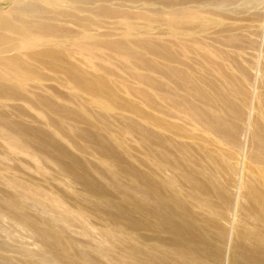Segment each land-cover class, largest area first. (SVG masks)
Masks as SVG:
<instances>
[{"label":"rangeland","instance_id":"obj_1","mask_svg":"<svg viewBox=\"0 0 264 264\" xmlns=\"http://www.w3.org/2000/svg\"><path fill=\"white\" fill-rule=\"evenodd\" d=\"M28 1H32V0H0V47L2 44L6 45V44H9V42L10 43H12L13 41L16 42L18 39L20 40V41L18 40L19 42L23 43L22 45L21 44L19 45V48L17 49V51L16 49L15 51L10 50V51H7L8 53L4 52V54H10L12 52H18V51L27 52L30 50L41 49L44 47L54 48L55 50L59 49L58 51H60L62 54L67 55L68 53H70L68 54V58L71 57L70 59L74 63H81L80 65H84L82 66V68L88 71H90V69L92 68L90 71L91 73L99 72L97 74H103V75L105 74L104 76L113 80L114 83H115L116 77L120 75L119 77H117L118 79L116 80V83H117L116 85L118 87L120 86L119 89L117 87V92L118 90L119 92H122V93L124 91L126 95L123 93V96L129 99H132L134 101H138L139 99L137 98V94H133V91H134L133 87L146 89L147 86L139 82L137 83L136 79L129 76V73L126 72L128 71L126 70L127 66L130 67L129 64L132 65L133 67H136L137 65V67H140L143 70L145 67V69L149 73L145 72L146 70H144L143 74H145L146 76L151 75V78L153 79L160 80L161 78H167L168 81L167 79H165V81H167L166 83L169 85L174 84L173 85L174 87L177 85L175 83L176 78L174 77L170 78L172 77L171 75L174 72L172 69H169L168 67L169 64L167 63H170V66L174 65L180 68L182 72L189 71V69L191 70L192 68V70H194L195 72L197 73L199 72L198 74H200L201 76L208 78V79L218 81V82L216 81V84L220 88L221 95H223L226 98L228 97L230 98L231 107H228L227 104L224 105L218 102H213V105H215L216 107L215 108L216 114H220V113H221L220 115L224 114V116L222 117L224 119H227L228 120L227 122L233 124V126L235 127L236 132L234 133V137L231 138V140H228L226 136L220 134L219 132H215V131L202 127V124H200L195 118H193L190 115V113H187L186 111H182L179 109L178 110L173 109L171 110V112L176 115V119H173V121H175V123H180L182 120H184L185 123L187 124V127L191 128L192 130V133L190 134V138H187L184 135L177 134L175 136L176 139L175 138L174 139L179 142H187L189 145L194 146L195 149L199 148V146L202 145V147H204L208 152L214 153L217 159H218V156H220L221 163L219 164L221 167V172H220V175L218 174L217 176H218V179H220L222 183L226 184L227 189L229 191L228 194L230 197L229 203L227 207L225 208L226 209L225 219L223 223L226 225L228 229L226 243H229L230 238H232L233 236L239 242H246V240L243 238L244 235L247 233H255L256 230L261 231L260 233L264 240V0H181V1L180 0H177V1L169 0L167 1L169 3L163 2L162 0H129V1L128 0H111V1L110 0H107V1L106 0H34L35 2L38 1L37 3L43 8H46V10L48 11H52V12L55 10L57 12L63 11L65 14L62 16L61 19H58L62 22L57 21V20H51V19L49 20L47 17H45L48 14V13L46 14V12H44L45 14L44 17L42 16V17L37 18L38 17V14H36L37 12L35 10L30 9V7H27L24 5L25 2H28ZM22 6H23V9L19 8ZM25 8L27 10H25ZM16 9L17 10L19 9V10L17 11ZM24 11H26L25 12L26 14L24 13ZM103 12L105 13L103 14ZM72 13L76 14V16L81 19H84L89 16L90 18L92 17L91 19L93 20L97 19L96 21L103 19L102 21H99L103 25L98 26V25H95L94 22L92 23L88 22L89 24H86V26L85 25L82 26L81 24L83 23V20L73 19ZM27 14L29 16H32V15L33 16L29 17ZM12 15H14V17ZM22 15L23 17H21ZM12 18L15 21H13ZM20 18H23V20H20L21 23L19 21ZM22 21L24 22V24L22 23ZM31 21L33 22L35 21L36 23H38L39 21H44V22L47 21L46 23L49 22L53 26L57 25L59 28L58 30L70 31V32H68L69 34L65 33L62 36H51V35L49 36L48 35L49 36V37L47 36L48 38H46V36L44 38L43 36L42 38H38V39L28 42V41H25L27 40V37L28 38L33 37L34 35L33 31L35 30H33L32 28L34 26H36V28H39V25H35L36 24L35 22L34 24H31L32 23ZM77 21L81 23H78ZM213 22H215V24ZM27 23L29 24L28 25L29 27L27 26ZM67 23L68 25H73V26H68ZM130 23L132 26L135 27V29L133 28L134 30L130 26ZM216 23H218V25ZM8 25L9 27L11 26L14 28L16 26L17 31H13L14 28H12L13 32L10 29H7ZM125 25H127V27H125ZM201 25H204L205 27H202ZM26 26L30 28V30L29 29L27 30ZM89 26L90 27L92 26L91 28H93L94 30L91 29ZM96 26H98V28ZM19 27L22 29V31L19 30ZM71 27H74V28H71ZM168 27H171L172 30L179 29L178 31H181V33H178V34L174 33L176 34V36H178V38L173 33L171 34L169 33L170 35L166 33V28ZM75 28H79L82 30H77ZM86 29L87 31H85ZM185 29H188V30H185ZM111 31H113L114 33ZM92 32H94V34ZM95 32L96 33L98 32V33L96 34ZM142 34L144 36H141ZM138 35L141 38H139ZM147 35L148 36L151 35V37L149 38ZM24 36L25 37L27 36V37L25 38ZM85 36L87 37L85 38ZM90 36L91 38H89ZM133 36H136V37L134 38ZM153 36L156 38H154ZM131 38H133V41L131 40ZM142 38L145 41L146 40L149 41L150 44L149 42L147 43L146 41L145 44L146 43L147 44L146 45L144 44L142 46L141 44H143L142 42H144ZM173 38H175L174 39L175 41L173 40ZM95 39H98V40H95ZM111 39H114L115 41H119V42L121 40H124V41H121L120 44L122 43L121 45L126 47V48L124 47L123 48L124 50L126 49L125 51H127L128 53L131 52V50L133 51L136 50L140 54L145 53L147 58L149 59L151 58L150 59L151 63H148V64L153 63L150 66L152 67L154 66V67L152 68L150 66H147L148 67L147 68L144 65L136 64V62L134 61L135 55H134V58H132L133 54L131 53H130L131 55L130 57L129 54L128 55L125 54L126 53L125 51H124V54H125L124 55L122 52L116 53V51H114L112 48H110V50H107L109 48L103 49L104 46L102 45V43L100 44V41L102 42L104 41L106 43V40L110 41ZM127 39H130L132 42L130 40H128L130 41L128 42ZM138 39H141V40H138ZM80 40H83V41H80ZM114 40H112V42H114ZM169 40H172V42L174 41V43L176 41L183 42V44H185L186 51L188 48L192 49L190 50V52H188L189 50L187 52L185 51L186 52L184 56L185 61H186L185 63L180 64L179 61H176V60L174 62L173 59H168V57L166 56L164 58L165 59L167 58V60H164V58L160 59V56L147 55V53L144 52L148 49V47L152 46L151 44L155 45L157 42L160 41L161 43L163 42V45H165L166 41L168 43ZM135 41L138 42V44ZM50 42H53V43L50 44ZM64 43L66 45H64ZM73 43H77V44L75 45ZM78 43L80 45H78ZM93 43H94V46H92ZM95 43H99L100 46H97L99 44H95ZM89 44L91 46H88ZM127 44L129 45V47ZM132 44L135 46V48L133 47ZM58 45L59 46L63 45V47L65 46V48L69 47L71 48L70 50L74 52H70V50L66 48L68 50L67 51L65 48H63L62 46L59 47ZM136 45H139V48H137L138 46ZM72 47H73V50H72ZM200 47L202 48V50ZM128 48H131V49H128ZM173 48L179 49L180 47L178 46L174 47V45H172L171 49L174 50ZM92 49L94 52L92 51ZM200 50L204 52L202 53L200 52ZM2 53L3 52L1 51L0 55ZM187 53L191 54L192 56H189V55L187 56ZM84 54H87V56ZM109 54L111 56L112 55L114 56L112 57L113 59L110 58L111 56ZM148 54H151V53H148ZM197 54L200 57L199 59L198 57H196ZM204 55L208 56L209 59H206L205 57H203ZM186 56L190 59L186 58ZM128 57L132 58L133 62H135L134 64L136 65H133V62L130 61L131 59ZM114 58L116 61L114 60ZM116 58L124 63L126 62L125 66L123 65L124 63L118 61ZM91 59L93 61H91ZM104 59H107V61ZM156 59L157 61H154ZM103 60L106 62H103ZM160 60L161 62H159ZM170 60H172V62ZM187 60H191L192 63H189V61L187 62ZM201 60L203 62L205 61L204 62L205 64H203ZM27 61L28 63L32 65L34 64L33 66L35 65L37 66V64H35V62L32 61L31 59H28ZM197 61H199V63ZM162 63L165 66L166 65L167 66L166 67L163 66ZM177 63L178 65H181V66H178ZM99 64L103 65L104 70L100 69L102 65H99ZM121 64L123 65V68H124L123 71L120 69L122 68L120 67ZM195 64L198 66H196ZM95 65L96 67L98 65L97 68H99L100 70L95 68L94 67ZM201 65H202V68L203 67L204 68L206 67V68L202 69ZM116 66L117 67L119 66V67L117 68ZM106 67H110V68L105 69ZM184 67H186L187 69ZM217 67L218 68L221 67V70H218ZM142 69L139 72H142L143 71ZM168 69L171 72L170 71L168 72ZM43 71L45 72L47 77L50 76V78H48L47 81L46 79L45 81L42 80L43 82L39 81V83L32 79L20 81L22 82V86H25L24 87V89L26 90L25 94L30 95L33 91H36V92H41L43 95H50V96L52 95V97H54V99L56 98L55 100H58L59 103H62L63 105L67 104L69 106H73L79 109L80 106L78 104H80L79 103L80 99L83 98L82 95L83 96H86V95L83 94V92H81L79 89H76V88L74 89V87L71 86L70 84H68L66 88L60 86L57 80L55 79L53 80V75H54L53 72L46 70V69H44ZM161 71L162 72L166 71L165 73L168 75L169 78L167 76L161 77L160 76L162 75L160 73ZM188 73L190 72H186L185 74H188ZM224 73L231 74V76H233V82L231 83L229 82L231 85L227 83L228 77ZM113 75L115 76L117 75V76L115 77ZM121 76L123 77L122 80L120 79L122 78ZM124 78L125 79L128 78V80L126 79L128 82L126 80H125L126 82H124ZM120 81L124 83L123 86L121 85L122 82ZM20 82L19 84H21ZM220 83H222V85H220ZM29 84L31 87L32 86L33 87L35 86V87L31 88ZM125 86H127L128 89H126ZM170 86L173 87L172 85ZM178 86H179L178 89L180 88L182 90L181 86L183 85H178ZM55 87H57V89ZM121 89H123V91ZM147 90H149V88H147ZM182 91L185 93L190 92V91L186 92L184 90ZM182 91H180L181 94H183ZM119 94L121 95V93ZM68 95H72V96H68ZM133 96H135L136 98ZM172 97L174 98V96ZM13 100L14 99H6V100L0 99V112L2 116L5 117L4 119L0 120L1 122L0 123V130H1L0 132V164H1L0 165V209H1L0 210V264H72V263L74 264L76 263L77 264H125L124 262H122L123 260V255L121 251L122 246L120 243H117L112 237L115 233L119 234V232L116 231V228L114 225H112L111 223H108L105 217L99 216L100 217L99 218L97 215H95L93 211L95 213L97 212L93 209L94 206L92 204H89V202L87 201L85 202V200H83L84 195H86V191L83 190L84 187H83L82 182L79 180L78 182L77 179L74 178V176L72 175L70 171H68L69 174L68 172H65L67 170L64 168L63 165L60 164V163L65 164L67 161L66 160L64 161V159H62L61 156L58 157L59 159H57L55 157L57 155L53 154L50 151L49 147H48L49 149H47L41 146L40 144L38 145L40 141L37 138H34L36 141L31 138L21 140V138L18 137L16 134H13L14 132L12 133L11 129L9 128L10 124L13 125L14 124L13 122H19L23 126H27L30 128L36 127L38 129H41L45 133H48V135L47 134H44L43 136L40 135L41 137L53 135L52 137L58 140L61 143V145L65 147L66 150L69 151V153L72 156L77 157V158L79 157V159L81 160L83 164L82 165L83 169H84L83 166H85V168L86 166L88 167L91 166L94 169V171H92L91 173L93 174L94 172L93 174L94 176L92 175V179H94L97 174L98 176L94 180L99 183L100 182L102 183L103 181L102 184L107 185V186L106 185L104 186L106 187V190L109 193V197L112 199H115L118 201L121 200L122 197L119 196V194L126 195V197L138 198L139 196L137 192H135V189L131 187H127L126 185L129 182H132V180L123 174H119L117 178H114L113 176H111L110 174L112 172L110 173V170L108 169V167L104 165V160H102L104 157L99 155V153L94 150L95 148H90L92 149V151L90 150L91 152L89 150L88 152H84L83 150L79 149L78 148L79 146L77 145L83 143L82 139H80L79 137L75 136V138H73L74 142L72 141V139L69 141L68 137H65V135H61L57 130L53 129L54 126L51 127L52 125L48 124L49 121L47 122V115H48L47 112H44L42 110L44 112L42 113V111L39 109L34 110L35 108L33 106L31 107V104L28 102H27L28 104H26L25 100L18 99V98L15 101ZM18 101H22V102H18ZM5 104L7 106H10L11 109L9 107L7 108L5 107L6 109H4ZM29 104L30 106H28ZM202 105L206 107L205 104H202ZM94 106L95 107L92 106L93 108H91L93 111L92 113L97 115V113L99 112V108H97L96 105ZM208 106L209 105H207L206 107L207 110L210 107ZM17 107L20 110H16L15 108ZM23 108L25 109L23 110ZM31 108H34V109H31ZM22 110L26 112V114L23 113ZM106 111L112 113L116 110L106 109ZM209 111H211V108ZM156 115L159 117L163 116L158 113H156ZM25 116L26 118H24ZM30 116L32 120L28 119ZM33 116H35V118ZM91 117L92 116H90V118ZM33 118L35 121L33 120ZM168 118L170 117L168 116ZM5 122H8V123H5ZM73 122L74 121H70V124L73 125L74 128H80V127L84 129L88 128L84 124H83L84 127H82L83 126L82 123L74 122L75 124H73ZM93 123H95L96 126L99 125L97 126L99 128L100 126H103V124L100 123L98 120L97 121L94 120ZM70 124L66 123V125L70 129H72ZM96 130L100 132L101 136L106 137L107 134L105 133V131L102 132L98 128ZM7 131H11V132H7ZM2 132H4L7 135H5ZM8 133L10 134V136ZM126 136L129 137L127 134ZM129 141L126 140V143L129 144L130 146L135 145L133 144L134 140H131L133 143ZM117 143L118 142H116V144ZM117 146H120V145H117ZM37 150H40V151H37ZM130 151H131V154L134 155V158H136V160L133 158L131 161L130 157L128 156H126V159L132 162L134 166L136 167L138 166L137 168L140 171L149 172V169L147 167L138 163V161L140 162L141 153L137 151L135 152L134 149ZM46 152H47V155H46ZM48 153H50V156ZM100 157H102L101 161H100ZM60 160H62V162ZM93 165L95 168L93 167ZM97 171L100 174H98ZM67 174L70 176H68ZM101 174L104 176V179L108 182V184L103 178H100V177H103ZM168 174H163V177L165 178L168 177L167 176ZM118 179L120 182L118 181ZM110 183H113V184L110 185ZM122 185L124 187H122ZM26 186H28L29 189L32 187L31 188L32 190L27 189ZM112 186H115L117 188L116 190L117 192L115 191L116 188ZM34 188L37 191H39L38 193L41 194V196L39 194L38 195L34 194V191H36ZM107 188H109V190ZM118 188H119V192H118ZM129 188H131V190ZM111 189L113 190V192H115L116 196L115 194H113V192H111L112 191ZM121 189H123L124 191H122ZM22 191L27 192V193L22 194L21 193ZM127 193L131 195H127ZM5 195L7 197H10L8 195H11V197H14V199H16L15 200L16 203L19 202L17 204L19 205L18 208L21 207V209H24V210H20V208L19 209L16 208L15 210H13L11 207H9L10 208L9 209L7 206H5L4 205L5 203L3 201L4 199H6ZM34 195L36 197L38 196V198H36ZM49 197H52V198L54 197V198L52 199ZM124 197L122 198V200H125ZM17 198L21 200L18 201ZM84 198H87V197L85 196ZM184 199L192 203L194 211L198 213L199 215L210 216L209 212L204 211L208 209L202 210V207L196 201L194 202V200L187 199L186 197H184ZM87 205L89 207H86ZM90 205L92 206L90 207ZM62 207H64L67 210V212L65 213L66 215L67 213L72 214V215L69 214L71 218L67 215L70 218V220L69 219L67 220L66 216H65L66 219L64 218V214H63L64 208ZM99 207L103 209L106 208L105 210H107V207L105 206L104 203L100 202ZM233 210L235 211V213ZM13 211L16 214L18 213L17 215L24 214L26 215V217L28 216L27 217L28 219L30 217L28 223H26L27 220L26 222H24L23 219H22L23 221L21 220L22 222H20V218L17 215L15 216L13 214ZM73 215H74V218H73ZM232 216H234L235 219ZM260 219L262 220V222L260 221ZM40 225L45 226V227H50L52 232L54 228L55 229L57 228L56 230H54L56 233H59L60 235L64 234L65 236L63 235L64 237L63 239L65 240V242L68 241L70 244L68 242L67 243L69 244V246H71V247H67L69 249L70 254L75 253L77 256L79 255L81 263L80 262L68 263L69 261L67 258H64L65 260L61 259L63 258L62 253L57 248L56 250L54 248L52 249V247L50 246H45L46 243L44 242L43 236L40 237V235L36 234L37 232L34 231V229H32L33 228L32 226H40ZM124 230L125 228L123 229V232L120 234L128 236V237H131L129 236L130 233H131L130 235L132 236L135 235L134 237L138 239L137 244L142 246V248L144 249V252L146 251L147 247H150L151 245L154 244L153 239L150 238L151 237L150 233L136 232L135 234L134 232L132 233V231H129V229H127V231L126 230L124 231ZM126 233L128 234L126 235ZM162 235H165V234H162ZM230 235L232 237H230ZM41 238L43 239V241ZM160 244L166 246V244H163V243H160ZM229 246L230 244L228 245V247ZM228 247L227 246L224 247L225 248L224 251L226 252L225 254L226 258L222 262L223 264L231 263L229 262V258L231 255L229 253L230 248ZM159 250L161 251L163 250L162 252L166 253L162 247ZM160 252H157V253L162 255L163 253H160ZM183 260L184 259H181L179 262L177 261L176 263L183 264L185 263ZM161 263L165 264L164 262H161ZM169 263H173V262H169ZM166 264L168 263L166 262Z\"/></svg>","mask_w":264,"mask_h":264},{"label":"bare ground","instance_id":"obj_2","mask_svg":"<svg viewBox=\"0 0 264 264\" xmlns=\"http://www.w3.org/2000/svg\"><path fill=\"white\" fill-rule=\"evenodd\" d=\"M162 1L167 2L169 0H162ZM37 2L32 0V1L25 2V4H24L25 6L30 7V9L35 10L37 12L36 13V14H38L37 18L42 17V16L44 17L45 16L44 12H46V14L47 13L48 14L45 17H47L49 20L51 19V20L60 21L58 19H61L62 16L65 14L63 11H58V12L56 10L53 12L48 11V10H46V8H43L42 6H40ZM167 3H169V2H167ZM19 8L23 9V6L19 7ZM50 8H48V9H50ZM25 10H27V9L25 8ZM97 10H98V8H97ZM107 10H109V9H107ZM25 12L26 11H24V13ZM104 13L105 12H103V14ZM107 13H109V12H107ZM70 14H68V15H70ZM72 15H73V19H75V20L81 19V18L77 17L76 14L72 13ZM12 16L14 17V15H12ZM32 16H29V17H32ZM21 17H23V15ZM190 17H192V16H190ZM193 17H195V16H193ZM47 18H45V19H47ZM89 18H90V16L86 17L84 19H81V20H83V23H84V24L82 23L81 25L86 26V24H89L92 22H94L95 25H98V26L103 25V24H101V22H99V21H102L103 19L96 21L97 19L93 20V19H91L92 17L90 19ZM4 19H5V17H4ZM17 19H18V17H17ZM98 19H100V18H98ZM12 20L15 21L13 18H12ZM20 20H23V18H20L19 21ZM31 22H32L31 24H34L33 21H31ZM46 22H44V21H39L38 23L35 22L36 23L35 25H39V28H36V26H34L32 28L33 30H35V31H33L34 32L33 37L28 38L27 37L28 35H27L26 36L27 40H25V41L30 42V41H33L35 39L42 38L43 36H44V38H45V36H46V38H48L50 35L51 36H62L65 33L70 32V31L58 30L59 28L57 25L53 26L49 22L48 23H46ZM60 22H62V21H60ZM119 22H121V21H119ZM20 23H21V21H20ZM22 23L24 24L23 21H22ZM78 23H81V22H78ZM213 23L215 24V22H213ZM31 24H30V26H31ZM118 24H120V23H118ZM216 24L218 25V23H216ZM28 25L29 24L27 23V26ZM67 25H68V23H67ZM6 26H4V27H6ZM68 26H73V25H68ZM98 26H96V27L98 28ZM130 26L132 27V29L133 28L135 29V27L132 26L131 23H130ZM201 26L205 27L204 25H201ZM8 27H9V25H8ZM8 27H7V29H10L11 31H12V28H14L11 26H10L11 28L10 27L8 28ZM28 27H27V30L28 29L30 30V28H28ZM74 27H71V28H74ZM125 27H127V25H125ZM198 27H200V26H198ZM101 28H103V27H101ZM75 29L82 30L79 28H75ZM87 29H89V28H87ZM87 29L85 31H87ZM91 29H93V28H91ZM19 30L22 31V29L20 27H19ZM178 30L179 29L172 30L171 27H168V28H166V33H168V34L169 33L170 34L171 33H173V34L174 33H176V34L181 33V31H178ZM185 30H188V29H185ZM13 31H17L16 26H15ZM83 31H84V29H83ZM75 32H77V31H75ZM102 32H104V31H102ZM111 32H113V31H111ZM30 33H32V32H30ZM92 33L94 34V32H92ZM173 34H172V36H173ZM176 34H174V35L176 36ZM224 34H225V32H224ZM136 36H133V37L135 38ZM141 36H144V35L142 34ZM86 37L87 36H85V38ZM95 37H96V35H95ZM148 37L150 38L151 35ZM176 37L178 38V36H176ZM89 38H91V36ZM92 38H94V37H92ZM139 38H141V37L139 36ZM154 38H156V37H154ZM174 39L175 38H173V40ZM46 40H48V39H46ZM95 40H98V39H95ZM95 40H93V41H95ZM102 40H104V39H102ZM112 40H114V39H111L110 40L111 42L109 40L108 41L106 40V43L104 41H103L104 43L102 41H100V44L102 43V45L104 46V47L102 46L103 49L109 48L107 50H110V48H112L114 51H116V53L122 52L124 54V51L126 50V49L124 50V48H126V47L121 45L122 43L120 44V42L124 41V40H121L120 42L115 41V40H114V42H112ZM128 40H130V39H127V41ZM131 40L133 41V38H131ZM138 40H141V39H138ZM142 40H143V38H142ZM17 41L16 42L13 41L12 43L9 42V44H6V45L2 44L3 46L1 45V47H0V52L1 51L3 52L0 55V99L1 100H3V99H5V100L6 99H14L13 101H15L17 98L22 99V100L26 101V104L30 103L31 107L33 106L35 108V109L34 108H31V109H34V110L39 109L41 111L43 110L44 112H47V114H48L47 115V122L49 121L48 124L52 125L51 127L54 126L53 129L57 130L61 135H65V137H68L69 141L71 139L73 141V138H75V136L82 139L83 143L81 142L82 144H79V145L76 144V145L79 146L78 148L83 150L84 152H88V150L92 151V149H90V148H95L94 150L96 152H98L99 155L104 157L102 160H104V165H106L108 167V169L110 170V173L112 172L110 175L113 176L114 178H117V176L119 174H123V175L127 176L128 178H130L132 180V182H129L126 185H127V187L134 188L135 192H137L139 197L138 198L126 197V195H120L119 194V196H121L122 198L125 196L124 197L125 200H122V198H121V200L118 201V200L110 198L109 193L106 190V187L104 186L106 184L103 185L102 184L103 181H102V183L101 182L99 183V182L94 180L98 175L96 174V177L94 179H92V175L94 174V172H93V174H91V173H92V171H94V169L91 166H89V167L86 166V168H85V166H83L84 167V169H83L82 168L83 164H82L81 160L79 159V157L77 158V157L72 156L69 153V151L66 150V148L63 147L58 140H56L55 138L52 137L53 135L41 137L40 135H42V136L44 134L48 135V133H45L44 131H42L41 129H38L36 127L30 128V127L21 125V123H19V122H13V121H12L14 123L13 125H11L9 123L10 124L9 128L11 129L12 133L14 132L13 134H16L18 137L21 138V140H25V139H29V138L35 140L34 138H37L40 141V143H38L39 141L37 142L38 145L40 144L41 146H43L47 149L50 148V151L53 154L57 155V156H55L57 159H59L58 157L61 156L62 159H64V161L65 160L67 161L65 164H62V163H60V164L63 165L64 168L67 170L65 172L70 171L72 173V175L74 176V178L77 179V181L79 180L82 182L83 187H84L83 190L86 191V195H84L85 193L83 195H84V197L85 196L87 197V198L83 197V200H85V202L86 201L89 202V204H92L95 207V208L93 207V209L97 213H95L91 209L95 215H97L98 217L99 216L105 217V219L108 221V223H111L112 225H114L116 228V231L119 232V234L115 233L112 237L114 238V240L117 243H120L122 246V250H121L122 255H123V260L121 259L122 262H124L125 264H162L161 262H164L165 264H166V262L168 264H177L176 263L177 261L179 262L181 259H184L183 261L185 263H183V264H223L222 262L226 258L225 257L226 252L224 251L225 250L224 247L225 246L228 247V245L230 244V246L228 247V248H230L229 253L231 255L229 258V262H231L230 264H264V240L262 238L260 230H256L255 233L245 234L243 238L246 240V242H239L238 240H236V238H234V236L232 237L230 235V237H232V238H230L229 243H226L227 242L228 229H227L226 225L223 223H224V219H225V210H226L225 208L227 207V205L229 203L230 197L228 194L229 191L227 189L226 184L222 183L221 180L218 179V176H217L218 174L220 175V172H221V167L219 164V163H221L220 156H218V159H217V157L215 156L214 153L208 152L204 147H202V145H200L199 148L195 149L194 146L189 145L187 142H179V141L175 140L176 139L175 136L177 134L178 135H184L185 137L190 138V134L192 133V130H191V128L187 127V124L185 123L184 120H182L180 123H175V121H173V119H176V115L171 112V110H173V109L174 110L179 109L182 111H186L187 113H190V115L193 118H195L200 124H202V127L209 129V130H212V131H215V132H219L220 134L226 136L228 138V140H231V138L234 137V133L236 132V129L233 126V124L227 122L228 120L224 119L222 117V116H224V114L220 115L221 114L220 112H219L220 114H216V112H215L216 107H215V105H213V102H218V103H221L224 105L227 104L228 107H231L230 98L229 97L226 98L223 95H221L220 88L216 84L217 80L205 78V77L201 76L200 74H198L199 72L197 73L194 70H192V68H191V70L188 68L189 71H186V72H190V73L185 74L186 72H182L180 70V68H178L174 65L170 66V63H167V64H169V66H168L169 69H172L174 72L171 75L172 77H170V78H173V77L176 78L175 79L176 82L175 81L174 82L177 85L174 87L173 86L174 84H170L173 86V87H171L169 84L166 83L168 81L167 78H161L160 80L153 79V78H151V75L146 76L145 74H143L144 70H146L145 67H144V70L140 67H137L136 64L144 65L146 67L153 64V63L148 64V63H151L150 62L151 58L150 59L147 58L145 53L140 54L136 50H134V51L131 50V52H129V53L127 51H125L126 52L125 54H127V55L128 54L130 55V53L133 54L132 58H134V55H135L134 61L136 62V64H134L135 62H133V59L130 58L131 57V55H130V57H128V58L131 59L130 61H132L133 65H136V67H133L130 64H129L130 67H128L126 64V66H127L126 70H128L126 72L129 73V76L136 79L137 83L138 82L142 83V84L146 85L147 88H149V90H147V88L142 89V88L133 87L134 91L132 90L133 88L131 90L133 91V94H137V98L139 99L138 101H134L132 99H129V98H126L125 96H123V93H124L123 89H121L123 91V93L119 92V90H118V92L121 93V95L117 92L118 86L116 85L117 84L116 80L118 79L117 77L120 76L119 74H117L119 76L116 75L117 77L115 75H113L116 77V80L114 83L113 80L105 77L104 76L105 74L104 75L103 74H97L99 72L91 73L90 72L92 69L91 66H90V68H91L90 71H88V70L82 68V66H84V65H80L81 63H74L70 59L71 58L70 55H69L70 58H68V54H70L68 52H67L68 54L65 55V54H62L60 51H58L59 49L55 50L54 48L44 47L41 49H34V50L27 51V52L18 51V52H12L10 54H4V52L8 53L7 51H10V50L15 51V49H16V51H17V49L19 48V45L23 44V43L19 42L20 40L18 42ZM80 41H83V40H80ZM130 41H128V42H130ZM143 41H144V42H142L143 44H141L142 46L145 44V42L147 40L146 41L143 40ZM157 41H158V39H157ZM174 41L172 42V40H169L168 43L166 41L165 45H163V42L161 43L159 41L155 45L151 44L152 45L151 47H148V49L146 51H144V50L143 51L146 52L147 55L160 56V59L164 58L166 56V57H168V59H173L174 62L176 60V61H179L180 64L185 63L186 61H185L184 56L188 50H189L188 52H190V50H192V49L188 48L186 51L185 44H183V42L176 41L174 43ZM148 42L149 41H147V43ZM52 43L53 42H50V44H52ZM80 43H82V42H80ZM136 43L138 44V42H136ZM185 43H186V41H185ZM73 44L76 45L77 43H73ZM95 44H99V43H95ZM100 44L97 46H100ZM128 44H130V43H128ZM149 44H150V42H149ZM64 45H66V44L64 43ZM78 45H80V44L78 43ZM172 45H174V47L178 46L180 48L179 49L173 48L174 50H176V51H174L171 49ZM61 46L63 47V45H61ZM61 46H59V47H61ZM88 46H91V45L89 44ZM92 46H94V43ZM136 46H138L137 48H139V45H136ZM147 46H149V45H147ZM70 47H71V45H70ZM128 47H129V45H128ZM133 47L135 48L134 45H133ZM188 47H190V46H188ZM63 48H65V46ZM67 49L70 50L71 48L68 47ZM128 49H131V48H128ZM72 50H73V47H72ZM201 50H202V48H201ZM201 50H200V52L203 53L204 51H201ZM92 51H93V49H92ZM70 52H74V51L70 50ZM217 52H219V51H217ZM148 53H151V54H148ZM84 55L87 56V54H84ZM188 55L192 56L191 54L187 53V56ZM197 55H196V57H198V59H199L200 57H199V55L198 56ZM206 55H207V53H206ZM206 55H204L203 57H205L206 59H209V57ZM187 56H186V58H188ZM112 57H114V56L112 55L110 58H112ZM77 58H79V57H77ZM86 58H88V57H86ZM154 58H156V57H154ZM28 59H31L32 61H34L35 64H37V66L36 65L33 66L34 64L32 65V64L28 63V61H27ZM188 59H190V58H188ZM93 60H94V58H93ZM93 60L91 59V61H93ZM104 60L107 61V59H104ZM104 60H103V62H106ZM114 60H115V58H114ZM164 60H167V58L166 59L164 58ZM118 61H120V60H118ZM154 61H157V59ZM170 61L172 62V60H170ZM188 61H189V63H192L191 60H187V62ZM120 62H122V61H120ZM159 62H161V60ZM197 62L199 63V61H197ZM204 62L202 61L203 64H205ZM122 63H124V62H122ZM125 63L123 64L124 66H125ZM99 65H102V64H99ZM123 65L122 64H121V66L119 65L120 67H122V68H120L122 71L124 69ZM177 65H178V63H177ZM112 66H114V65H112ZM163 66H165V65L163 64ZM178 66H181V65H178ZM196 66H198V65H196ZM94 67L97 68L98 65H97V67H96V65ZM150 67H152V66H150ZM107 68H110V67H106L105 69H107ZM161 68H162V66H161ZM184 68H186V67H184ZM201 68H202V65H201ZM205 68L203 67L202 69H205ZM44 69L53 72V74H54L53 80L54 79L57 80L59 82L60 86L66 88V86H68V84H70L71 86L74 87V89L75 88L79 89L81 92H83V94L86 95V96L82 95L83 98L80 99V102H79L80 104H78L80 106L79 109L75 108L73 106H69L67 104L63 105L62 103H59L58 100H55L56 98L54 99V97H52V95L51 96L50 95H43L41 92H36V91H33L30 95L25 94L26 93V90L24 89L25 86H22V82H20V81H24L27 79L35 80L38 83H39V81H42V80L45 81V79L47 81L48 78H50V76L47 77V75L43 71ZM87 69H89V68H87ZM97 69L98 70L103 69V65L101 66L100 69L99 68H97ZM141 69L143 71L139 72ZM169 69H168V72L170 71ZM109 70H111V69H109ZM164 70H165V68H164ZM218 70H221V67H219ZM111 71H113V70H111ZM145 72H148V71L146 70ZM165 72L161 71L160 73L162 75H160V76L161 77L162 76L168 77V75ZM220 72H222V71H220ZM221 74H223V73H221ZM225 75L228 77L227 83L233 82V76H231V74H225ZM222 76H224V75H222ZM120 79L122 80L123 77ZM126 79L128 80V78H126ZM126 79L124 78V82L127 81ZM165 79H167V81H165ZM19 82L21 84H19ZM120 82H122V81H120ZM29 83H31V82H29ZM169 83H171V82H169ZM43 84H45V83H43ZM119 84H121V83H119ZM134 84H132V85H134ZM121 85L123 86L124 83L122 82ZM178 85H183V86H181L182 90H184L186 92H188V91H190V92L185 93L180 88H179L180 89L179 90ZM220 85H222V83H220ZM29 86H30V84H29ZM119 87H118V89H119ZM125 87H126V89H128L127 86H125ZM36 88H38V87H36ZM55 88L57 89V87H55ZM67 89H69V88H67ZM180 91H182L183 94H181ZM29 93H30V91H29ZM129 93H131V92H129ZM68 96H72V95H68ZM135 96H133V97H135ZM172 96H174V98ZM70 98H68V99H70ZM169 98H170V100H169ZM70 100H72V99H70ZM70 100H69V102H70ZM10 101H12V100H10ZM18 102H22V101H18ZM72 103H74V102H72ZM30 104L28 106H30ZM202 104H205L206 107H207V105H209L210 106V107L208 106L209 109L207 110V108L204 107ZM94 105H96L97 108H99V112L94 110V111L98 112L97 115L92 113L93 111L91 108L95 107ZM5 107L6 108L9 107L11 109V107L7 106L6 104L4 105V109H6ZM18 107H19V105H18ZM18 107L15 109L20 110ZM210 108H211V111H209ZM24 109L25 108H23V110ZM106 109H108V110L113 109L116 111H114V112L111 111L112 113H110V112H107ZM43 111H42V113H44ZM102 111H104V112H102ZM155 112L160 114V115H163L164 117L163 116L162 117L157 116ZM11 113H13V112H11ZM23 113L26 114V112H24V111H23ZM177 113H178V111H177ZM31 116L28 119H31ZM90 116H92L91 117L92 119L90 118ZM168 116L171 118L172 121L170 120V118H168ZM33 117L35 118V116H33ZM0 118H1L0 120L5 118L2 116L1 112H0ZM24 118H26V116ZM34 118H33V120H34ZM67 120L69 121V123ZM94 120L95 121L98 120L100 123L103 124V126H100V128L97 127L99 125L96 126L95 123H93ZM70 121H74L76 123H82V125L84 124L88 128H85V129L81 128V127L80 128H74V126L70 124ZM74 122H73V124H75ZM5 123H8V122H5ZM23 123H24V121H23ZM66 123L70 124L72 129H70L66 125ZM100 123H98V124H100ZM84 125L82 127H84ZM11 126H13V127H11ZM95 128L100 129L102 132L105 131V133L107 135L106 134H104V135H106V137L101 136L100 132H98ZM11 131H7V132H11ZM0 132H1V130H0ZM47 132H49V131H47ZM2 133H4V132H2ZM126 134L132 139L127 137ZM5 135H7V134H5ZM49 135H51V134H49ZM9 136H10V134H9ZM129 139H130V141L134 140L133 141L134 143L132 141H131V143H133L135 145L130 146L129 144H127L126 140L129 141ZM116 142H118V143L116 144ZM117 145H120V146H117ZM132 149H134L135 152L137 151V152L141 153L140 162L138 161V163L147 167L149 169V172L140 171L137 168L138 166L137 167L134 166V164L132 162H130V161H128V159H126V156L130 157L131 161L134 158V155L131 154V151H130ZM37 151H40V150H37ZM23 153H25V152H23ZM4 154H6V153H4ZM48 154L50 156V153H48ZM46 155H47V152H46ZM102 157H100V161H101ZM134 159L136 160V158H134ZM60 161L62 162V160H60ZM93 163H94V161H93ZM209 166H210V168H209ZM93 167H94V165H93ZM97 173H98V171H97ZM68 174H69V172H68ZM98 174H100V173H98ZM163 174H168L167 175L168 177H166V178L163 177ZM68 176H70V175H68ZM100 178L104 179V176L100 177ZM32 180H34V179H32ZM108 181H110V180H108ZM118 181H119V179H118ZM21 182H20V184H21ZM113 183H115V182H113ZM113 183H110V185H112ZM107 184H108V182H107ZM123 184H125V183H123ZM26 187H27V189H29L28 186H26ZM112 187H115V186H112ZM122 187H124V186L122 185ZM109 188H107V189L109 190ZM131 188H129V189L131 190ZM116 190H117V188L115 189V191ZM121 190L124 191L123 189H121ZM132 191H134V190H132ZM38 192L39 191L36 190V191H34V194L38 195L39 194ZM111 192H113V190ZM118 192H119V188H118ZM21 193L24 194L27 192L22 191ZM46 193H48V192H46ZM113 194H115V192H113ZM39 195L41 196V194H39ZM51 195H52V193H51ZM127 195H131V194L127 193ZM8 196H10V197L6 196L5 197L6 199L3 200L5 203L4 205L7 206L8 208L11 207L13 210H15L16 208H18L19 205H17V204L19 202L16 203V201H15L16 199H14V197H11V195H8ZM28 196H29V194H28ZM48 196H49V194H48ZM72 196H74V195H72ZM115 196H116V194H115ZM135 196H136V194H135ZM25 197H26V195H25ZM184 197H186L187 199H192V200H194V202L196 201L202 207V210L208 209V210H204V211L209 212L210 216L199 215L198 213H196L193 209L192 203L185 200ZM36 198H38V196ZM49 198H52V197H49ZM17 200L19 201L21 199L17 198ZM100 202L105 204V206L107 207V210H105L106 208L105 209L100 208L102 206L99 207ZM83 205H85V204H83ZM92 205H90V207ZM86 207H89V206L87 205ZM19 208H20V210H24V209H21V207H19ZM62 208H64V207H62ZM12 209H11V211H12ZM2 210H4V209H2ZM22 212H24V211H22ZM66 212H67V210L64 208L63 209L64 218L66 219V217H67V220L68 219L70 220V218H71L69 216L70 213H67V215L70 217L69 218L65 214ZM234 213H235V211H234ZM234 213H233V215H234ZM13 214L16 216L18 213L16 214L13 211ZM70 215H72V214H70ZM17 216L20 218V222H22L23 220H24V222H26V220H27L26 223H28V221L30 219V217L28 219L27 218L28 216L26 217V215H24V214H20ZM29 216H31V215H29ZM232 217H234V216H232ZM73 218H74V215H73ZM234 219H235V217H234ZM260 221L262 222L261 219H260ZM220 222H222V223H220ZM26 225H28V224H26ZM32 227H33L32 229H34V231L37 232L36 234H39L40 237L43 236L44 242L46 243L45 246H50V247H52V249L57 248L62 253L63 258L60 257L61 259L65 260L64 258H67L69 261V262L67 261L68 263H70V262L71 263L72 262H80L81 263L79 255L77 256L75 253L70 254L69 249L67 247H71V246H69L70 243L68 241L67 242L69 244L67 242H65V240L63 239L64 234L60 235L59 233H56L54 231L57 228L56 229L52 228L53 229V232H52L50 227H45V226H41V225L40 226H32ZM124 228L126 231H127V229H129V231H132V233L134 232L135 234H136V232L150 233L151 234L150 238L153 239L154 244L153 245L150 244L151 246L147 247L148 249L145 247L146 251L144 252V249L142 248V246L137 244L138 239H136V237H134L135 236L134 234H133L134 236H132V235H130L131 233L129 232L130 233L129 236H131V237L120 234L123 232ZM230 231H231V229H230ZM58 232H60V231H58ZM127 234L128 233H126V235ZM162 234H165V235H162ZM42 241H43V239H42ZM160 243L166 244V246H164ZM155 244H156V246H155ZM159 246H160V248L162 247L166 253H163L162 252L163 250L162 251L159 250L160 249ZM157 252H160L163 254L161 255V254H158ZM84 258H85V256H84ZM119 258H120V256H119ZM83 262H85V261H83ZM169 262H173V263H169ZM180 263H182V262H180ZM72 264H74V263H72Z\"/></svg>","mask_w":264,"mask_h":264}]
</instances>
